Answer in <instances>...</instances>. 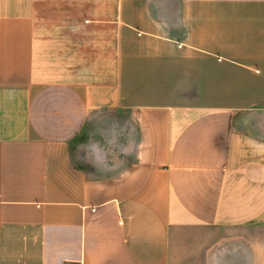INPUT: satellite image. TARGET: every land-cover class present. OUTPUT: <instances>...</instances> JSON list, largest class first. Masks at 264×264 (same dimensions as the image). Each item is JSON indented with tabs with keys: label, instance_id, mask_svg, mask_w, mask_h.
<instances>
[{
	"label": "crops",
	"instance_id": "0c3cea01",
	"mask_svg": "<svg viewBox=\"0 0 264 264\" xmlns=\"http://www.w3.org/2000/svg\"><path fill=\"white\" fill-rule=\"evenodd\" d=\"M0 264H264V0H0Z\"/></svg>",
	"mask_w": 264,
	"mask_h": 264
},
{
	"label": "rangeland",
	"instance_id": "374dc122",
	"mask_svg": "<svg viewBox=\"0 0 264 264\" xmlns=\"http://www.w3.org/2000/svg\"><path fill=\"white\" fill-rule=\"evenodd\" d=\"M118 119V122L122 124L123 116ZM114 120L115 118L111 119V121ZM109 128L105 129L104 126L102 131L92 130L73 144L71 151L78 166L93 169L100 163H105L106 167H102L101 173L114 175L128 165L131 161L132 150L125 141V134H120L114 140L110 135Z\"/></svg>",
	"mask_w": 264,
	"mask_h": 264
}]
</instances>
